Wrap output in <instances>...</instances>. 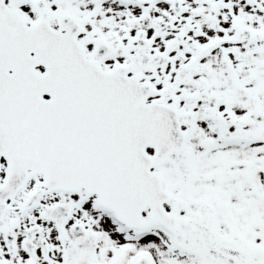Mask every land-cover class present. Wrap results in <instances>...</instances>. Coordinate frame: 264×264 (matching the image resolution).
Listing matches in <instances>:
<instances>
[{
    "label": "snow or ice",
    "instance_id": "obj_1",
    "mask_svg": "<svg viewBox=\"0 0 264 264\" xmlns=\"http://www.w3.org/2000/svg\"><path fill=\"white\" fill-rule=\"evenodd\" d=\"M0 264H264V0H0Z\"/></svg>",
    "mask_w": 264,
    "mask_h": 264
}]
</instances>
